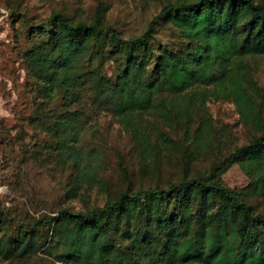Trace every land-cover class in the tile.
<instances>
[{
	"label": "trees",
	"instance_id": "1",
	"mask_svg": "<svg viewBox=\"0 0 264 264\" xmlns=\"http://www.w3.org/2000/svg\"><path fill=\"white\" fill-rule=\"evenodd\" d=\"M165 15L182 33L185 47H162L157 53L154 28ZM29 34L38 37L24 56L48 92L63 86L66 105L88 96L123 120L134 111L154 109L190 133L188 162L214 152L219 142L207 108L211 95L231 100L254 131L206 173L124 189L87 210L62 207L59 217L44 221L52 225L45 238L31 225L15 230L0 225L4 259L31 255L47 245L48 253L66 264H264V211L248 198L264 195V89L245 60L248 54L264 53V0L170 2L131 36L103 15L74 20L57 10L31 25ZM87 56L90 64L107 56L122 67L111 79L96 68L82 69L80 61ZM193 114L200 123L192 125ZM45 116L39 112L35 119L44 122ZM51 117L48 126L60 158L72 162L81 184L87 162L77 139L85 113L65 109ZM138 144L145 149L147 142ZM235 163L251 177L241 191L223 179ZM0 216L9 222L7 214Z\"/></svg>",
	"mask_w": 264,
	"mask_h": 264
},
{
	"label": "rangeland",
	"instance_id": "2",
	"mask_svg": "<svg viewBox=\"0 0 264 264\" xmlns=\"http://www.w3.org/2000/svg\"><path fill=\"white\" fill-rule=\"evenodd\" d=\"M176 1L0 0V213L9 219L6 222L7 218L0 216L1 226L7 224L15 230L31 225L45 238L52 234V225L45 226L44 221L59 217L62 207L87 210L124 189L167 184L184 173H206L216 159L249 139L253 127L241 120L235 104L219 94L211 95L207 108L214 139L219 142L214 152L188 162L186 137L190 133L185 135L183 124L174 127L151 108L134 111L123 120L88 96L66 105L63 86L48 92L28 68L24 53L38 37L29 34L30 26L53 11H63L74 20L103 15L123 35L131 36L142 32L163 6ZM154 29L157 53L162 47H185L182 33L166 15L158 19ZM245 60L264 89V53L248 54ZM79 66L96 68L115 79L122 62L104 56L90 64L87 56ZM65 109L85 113L83 124L79 120L77 139L87 162V175L81 184L72 162L61 160L53 129L48 126L51 116ZM39 112L46 115L44 122L35 119ZM198 123L200 116L193 114L192 125ZM166 135L174 139L172 144L164 139ZM139 140L147 142L145 149ZM223 179L239 191L251 183L250 175L238 163L223 174ZM248 198L257 211H264V195ZM0 264L66 263L48 253L45 245L34 254L12 260L0 255Z\"/></svg>",
	"mask_w": 264,
	"mask_h": 264
}]
</instances>
